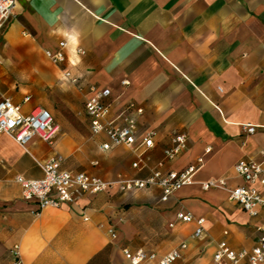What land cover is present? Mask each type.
<instances>
[{
    "label": "crops",
    "instance_id": "crops-1",
    "mask_svg": "<svg viewBox=\"0 0 264 264\" xmlns=\"http://www.w3.org/2000/svg\"><path fill=\"white\" fill-rule=\"evenodd\" d=\"M62 40L68 43L64 66L80 78L82 90L45 54ZM76 48L84 53L76 55ZM0 51L7 71L0 72V92L21 104L23 113L46 108L61 129L52 143L34 136L26 146L0 133V264H13L14 245L22 264H131L124 247L161 255L181 243L186 244L184 264H217L213 254L220 241L235 250L256 244L262 218L231 200L229 190L244 184L234 171L236 162L260 161L264 147V0H17ZM43 64L52 72L47 89L64 98L58 108L42 93ZM21 65L26 69L19 74ZM12 74L29 85L16 88ZM87 84L110 90V120L120 122L129 102L142 108L135 144L99 148L107 137L90 131L84 112ZM27 95L31 99L23 103ZM71 95L82 98L83 108ZM78 115L102 154L82 162L84 168H71L63 158L80 159L83 150L74 128ZM246 124L256 126L253 133L246 132ZM148 131L155 132L154 145L145 148L140 142ZM179 132L188 135V147L164 169L182 170L199 155L203 164L191 184L164 202L158 186L130 192L114 186L39 211L22 198L15 181L18 174L40 178L39 163L55 154L73 172L106 180L143 178ZM138 154L147 167L132 166ZM220 179L224 186L203 187ZM178 211L204 218L200 237L193 236L195 222L176 219Z\"/></svg>",
    "mask_w": 264,
    "mask_h": 264
},
{
    "label": "built area",
    "instance_id": "built-area-1",
    "mask_svg": "<svg viewBox=\"0 0 264 264\" xmlns=\"http://www.w3.org/2000/svg\"><path fill=\"white\" fill-rule=\"evenodd\" d=\"M17 0H0V31L5 23L13 15ZM68 43L62 40L55 51L46 50L45 54L56 66L62 68L65 79L82 90L81 80L78 76L64 66L67 60L66 49ZM75 54H83L81 48L75 49ZM127 81H123L126 84ZM111 92L107 88H100L94 84H87L84 112L89 118L90 131L93 135L104 134L107 141L100 144L102 151H107L114 146H132L137 140L138 125L137 116L142 113V108L134 102H129L119 114L120 122L108 118L110 113ZM30 96L23 98V103L30 101ZM255 125L246 124L247 133H253ZM57 126L53 123V117L49 110L41 106H34L28 113L22 112V105L15 103L9 96L0 92V133L11 136L21 146L38 136L49 143L53 142ZM154 131L145 132L140 145L150 148L154 145ZM189 138L184 132L173 134L169 145L163 149V159L152 168L146 177L118 176L112 180H106L99 176L84 171L73 172L62 167V157L58 154L51 155L39 165L42 170L40 178H26L21 174L15 176V181L21 187V196L24 200L34 202L39 211L44 208H59L64 203L72 202L82 194H98L106 192L116 186L121 192L146 189L158 186L161 189V201H167L172 193L183 185L193 182L195 173L203 164V156L199 155L194 162L182 170L164 169L166 162L174 161L188 147ZM210 147L205 148L209 152ZM261 160L240 159L234 165V171L243 181L229 190V198L236 202L250 216H261L262 221L257 226L259 236L256 244L250 248L235 250L226 241H220L213 254V260L217 264H264V147L260 150ZM97 163V162H96ZM132 166L136 169L147 167V160L142 154H138ZM223 179L211 180L203 183L204 188L224 186ZM87 219V218H85ZM178 221L187 223L195 222L193 233L198 238L203 233L204 218H195L189 212L178 211ZM111 238L116 236L114 226L108 228ZM185 243L179 244L169 252L157 254L143 248L134 251L122 248V254L131 264H184L183 251ZM13 264H22L21 253L18 245L11 249Z\"/></svg>",
    "mask_w": 264,
    "mask_h": 264
},
{
    "label": "rangeland",
    "instance_id": "rangeland-1",
    "mask_svg": "<svg viewBox=\"0 0 264 264\" xmlns=\"http://www.w3.org/2000/svg\"><path fill=\"white\" fill-rule=\"evenodd\" d=\"M10 21V18L8 19V21L5 23V25L3 26L2 30L0 31V43H2L3 41V37L5 35V31L8 27V23ZM1 52V51H0ZM36 58L39 60L40 56L38 53H35ZM48 63L49 60H48ZM51 65V63H50ZM43 72L44 75L42 77H40V81L43 82L45 85V88L47 89L48 87L51 86L52 84V72H51V67L47 64H43ZM26 69L24 65H21L18 69H17V73L20 74V72H22V70ZM0 72H7L5 70V67L0 65ZM12 82L15 83L16 88L19 87H26V85H29L26 81L20 79L17 75H13L12 74ZM44 88V89H45ZM41 89V87H40ZM43 89V90H44ZM44 92H42L44 94L45 99L47 100V102L49 103H55V107L58 108L59 105L62 104L61 99L63 100L64 98L61 97L60 91L58 93H52L50 90H46ZM42 90V89H41ZM27 91L33 93L32 90L27 89ZM63 94H67V90H63L61 91ZM69 94V91H68ZM34 96V94H33ZM70 97V94L68 95ZM72 97V95H71ZM73 100V102H75L77 104V106L83 108V101L81 97H76L75 95H73V97L71 98ZM81 117V115H80ZM78 115L79 118V123L78 125H75L74 128L76 130V132L78 133V135L83 138L82 146H83V150L80 151V159L77 158H63V164L67 167H71V168H84V165L81 164L82 162L86 161V162H90L93 159H99L100 155L102 153H100V151L98 150L97 146H95V143L93 141L92 138V134L87 132V130L85 129L83 122L81 120V118ZM55 124V123H54ZM56 125V124H55ZM61 132V129L58 128L56 131V138L59 136V133ZM58 133V134H57ZM55 138V139H56Z\"/></svg>",
    "mask_w": 264,
    "mask_h": 264
}]
</instances>
